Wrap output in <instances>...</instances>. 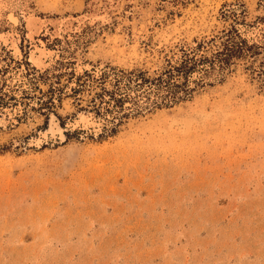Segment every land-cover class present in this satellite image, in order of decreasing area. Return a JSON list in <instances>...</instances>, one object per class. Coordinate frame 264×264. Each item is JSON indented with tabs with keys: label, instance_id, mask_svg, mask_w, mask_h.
Instances as JSON below:
<instances>
[{
	"label": "rangeland",
	"instance_id": "rangeland-1",
	"mask_svg": "<svg viewBox=\"0 0 264 264\" xmlns=\"http://www.w3.org/2000/svg\"><path fill=\"white\" fill-rule=\"evenodd\" d=\"M0 264H264V0H0Z\"/></svg>",
	"mask_w": 264,
	"mask_h": 264
},
{
	"label": "trees",
	"instance_id": "trees-1",
	"mask_svg": "<svg viewBox=\"0 0 264 264\" xmlns=\"http://www.w3.org/2000/svg\"><path fill=\"white\" fill-rule=\"evenodd\" d=\"M243 46L246 47L245 42L243 40L240 41V43H237L235 41L234 42L231 41V45L229 44V42L225 41V43L223 44L222 50L218 51L216 55L224 56L222 58V61H226L227 62L231 57L239 56V54L242 53ZM195 60L196 59H192L191 58V59H189V62L183 63L182 66H184V68H186V69H190L191 66H188V64L190 62H193L195 64L196 63ZM191 65H193V64H191ZM176 70H177V68H176Z\"/></svg>",
	"mask_w": 264,
	"mask_h": 264
},
{
	"label": "bare ground",
	"instance_id": "bare-ground-1",
	"mask_svg": "<svg viewBox=\"0 0 264 264\" xmlns=\"http://www.w3.org/2000/svg\"><path fill=\"white\" fill-rule=\"evenodd\" d=\"M8 19H9V21L10 22H12V23H17L18 22V19L14 16V15H9V17H8ZM39 61V63L41 64L42 62H41V60H40V58H37ZM78 118V117H77ZM94 121V120H93ZM93 121H91V122H93ZM89 122V120L88 119H86L84 116H81L76 122H75V124H87ZM90 122V123H91ZM97 122V121H96ZM93 124H95V123H93ZM92 124V125H93ZM92 125H90V126H92ZM96 126V125H95ZM48 132L50 133V135H52L53 137L54 136H56V135H61L62 134V131H61V128H60V125H59V123H58V121H57V119L55 118V117H51V119H50V124H49V130H48ZM45 135H46V133H45ZM61 138V137H60ZM64 139V138H63Z\"/></svg>",
	"mask_w": 264,
	"mask_h": 264
},
{
	"label": "water",
	"instance_id": "water-1",
	"mask_svg": "<svg viewBox=\"0 0 264 264\" xmlns=\"http://www.w3.org/2000/svg\"><path fill=\"white\" fill-rule=\"evenodd\" d=\"M71 124H72V123H71ZM69 127H71V125H70ZM53 139H55V138H52L51 140H53ZM31 143L34 144V145L36 146V144H35L34 141H32ZM37 145H38V144H37Z\"/></svg>",
	"mask_w": 264,
	"mask_h": 264
}]
</instances>
